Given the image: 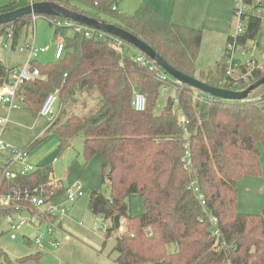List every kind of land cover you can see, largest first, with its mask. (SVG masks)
<instances>
[{
	"label": "trees",
	"instance_id": "trees-1",
	"mask_svg": "<svg viewBox=\"0 0 264 264\" xmlns=\"http://www.w3.org/2000/svg\"><path fill=\"white\" fill-rule=\"evenodd\" d=\"M17 1L20 7L29 3L11 0L0 13L15 9ZM33 2L53 3L123 29L171 67L196 78L201 31L165 20L146 3L128 15L116 11L115 0ZM33 17L1 25L0 36L9 39L14 48L22 29L33 24ZM260 22L257 17L248 19L236 44L245 47L247 40H253ZM50 25L55 37L62 38L64 52L60 59L43 66L30 59L40 77L22 88L24 107L36 116L46 95L58 91V115L49 132L56 135L59 149L68 148L81 134L85 163L99 159L110 197L92 191L88 208L111 221L106 237L115 230L114 217L123 219L124 231L115 237L114 263L264 264V207L260 214H239L236 193L241 177L261 173L264 85L241 101L201 98L188 86L161 81L154 69L135 61L139 51L118 38L99 31L86 38L83 31L74 30L66 36L70 27ZM228 55L225 48L215 69L198 80L233 90L224 75ZM9 70L0 61V85L6 82ZM263 77L264 63L262 70L253 71L249 84L234 91H244ZM168 84L176 87L175 98H168L161 113L155 115L160 91ZM136 91L146 99L141 113L131 107ZM41 141L38 138L34 145ZM49 175L52 168L45 166L24 177L4 179L3 191L15 185L29 189L46 186ZM134 196L144 206V212L136 216L130 214L128 204ZM213 218L217 237L211 235Z\"/></svg>",
	"mask_w": 264,
	"mask_h": 264
},
{
	"label": "rangeland",
	"instance_id": "rangeland-1",
	"mask_svg": "<svg viewBox=\"0 0 264 264\" xmlns=\"http://www.w3.org/2000/svg\"><path fill=\"white\" fill-rule=\"evenodd\" d=\"M9 1L11 0H0V7L7 5ZM121 1L123 0L115 1L118 7ZM233 4L234 0L229 11L227 27L223 32L199 28L202 30V41L196 64V76L215 69L216 62L224 55L227 38L235 35L236 19L232 14ZM15 7H20L18 1ZM52 19L54 18L34 16L33 24L22 29L14 48L11 47L12 43L9 39L7 40L4 35L0 36L2 63L9 67L27 65L30 59L40 66L52 62L56 45L62 43V38L54 35V27L50 25ZM72 33L73 29L68 28L66 36H71ZM31 46L36 50L45 49L46 52L30 58L27 48ZM244 48L242 52L241 46L238 45L232 56L239 65L264 63V11L261 14L257 35L253 40H247ZM164 79L175 83L167 75ZM175 89L174 85L168 84L163 91H160L154 110L155 115L161 113L168 98H175ZM198 95L201 98L206 97L203 93ZM55 107L58 110L59 100ZM6 116V111L0 107V117L5 119ZM8 119L9 121L0 132V138L19 150L31 147L30 157H36L34 164L37 167H51L53 179L58 181L64 189L75 183L80 184L84 196L77 199L74 204H67L65 194L60 191V194L52 200L53 205L66 206L69 211L61 222V229L57 227L58 223H55L53 237L59 241L58 246H51L47 238L40 246L23 243L21 236L35 238L39 234L37 229L29 225L19 227L17 239L10 240L6 226L1 225L0 232L3 234H0V264H115L117 257L114 251L115 237L124 231V223L120 220V229L112 231L109 237H106L105 232L111 227V221L106 220L103 223L102 226L105 228L103 231L99 223L100 216L92 214L88 208L92 191H99L109 198L110 188L107 181H102L99 159L93 158L85 163L82 135L74 137L70 146L61 151L56 135L50 133V130L41 138L43 141L34 145L47 125L45 118L33 115L23 106L12 111ZM259 152L260 175H245L236 185L239 214H260L264 207V150L261 146ZM128 204L131 215L136 216L144 212L140 197L130 198Z\"/></svg>",
	"mask_w": 264,
	"mask_h": 264
},
{
	"label": "built area",
	"instance_id": "built-area-1",
	"mask_svg": "<svg viewBox=\"0 0 264 264\" xmlns=\"http://www.w3.org/2000/svg\"><path fill=\"white\" fill-rule=\"evenodd\" d=\"M28 2V5L35 3L33 0H28ZM232 9L233 17L236 19V32L235 35L229 36L231 42H228L226 46L229 55L225 60L224 75L233 87V90H231L234 91L236 87L242 84H249L253 71L262 70L263 67V64L247 63L245 65H239L232 56L238 48L236 39L243 35L246 30L247 20L256 17L261 19V14L264 11V0H249V2L248 0H234ZM52 24L57 27L63 25L70 28L72 27L76 32L83 31L86 38L91 37L93 31H95L70 21H67L66 24H62L55 18L52 19ZM113 47L118 49L119 46ZM27 49L30 53V58L46 52L45 49L36 50L32 46ZM243 49L245 48L241 47L240 50L244 52ZM63 52V43L57 44L54 50V60L60 59ZM29 61L27 65L11 68L8 72L6 82L0 85V105L4 106V108L9 111L24 106V96L21 93L22 88L27 83L40 77L38 69L32 67ZM135 61L142 66H149L150 69H154L159 74V79L165 82L164 76L166 75L142 53H137ZM164 89L165 88H163L162 91ZM57 100H59V98L58 91L56 90L47 94L44 98L39 109V115L46 119L47 125L38 138H42L56 121L58 110H56L55 105ZM131 107L135 112H144L146 109L145 97L137 91L134 92ZM7 122V118L4 119L0 117V132ZM29 152V149H16L0 138V208L3 209L8 207L12 210L11 213H3L0 211V226H6L10 240L17 239V230L19 227L24 225L35 227L39 233L32 239L35 246H40L45 238L48 239V243L51 246H58L59 241L53 237L55 223H61L69 211L66 206H55L51 202L57 195L64 193L65 202L67 204H74L77 199L84 196V192L82 186L78 183L64 189V187H62L59 182L55 181L51 175L47 178L46 186L39 185L29 189L15 185L9 186L3 191L4 179L10 181L18 177H24L34 173L39 168L28 161ZM52 218L55 220L54 223L50 222ZM105 221L104 217L100 216L99 223L101 226ZM121 221L123 222V219ZM211 222V235L217 237L219 234V230L216 228L217 221L213 218ZM102 230L105 231L103 226ZM0 234L3 233L0 232ZM21 237L27 242L30 241L28 237Z\"/></svg>",
	"mask_w": 264,
	"mask_h": 264
},
{
	"label": "water",
	"instance_id": "water-1",
	"mask_svg": "<svg viewBox=\"0 0 264 264\" xmlns=\"http://www.w3.org/2000/svg\"><path fill=\"white\" fill-rule=\"evenodd\" d=\"M24 16H44L52 18H61L74 24L102 32L111 37L118 38L132 48L136 49L153 62L165 75L174 80L176 84L185 85L191 89L203 93L208 97L221 98L223 100L241 101L245 100L254 90L264 85V77L248 86L244 91H232L222 88H215L194 77L182 74L175 68L165 62L152 48L145 43L112 24L97 21L95 19L76 14L66 10L56 4L44 2L34 3L32 5L21 6L11 11L0 13V26L12 23ZM120 217L116 215L113 219L115 230L120 229Z\"/></svg>",
	"mask_w": 264,
	"mask_h": 264
},
{
	"label": "crops",
	"instance_id": "crops-1",
	"mask_svg": "<svg viewBox=\"0 0 264 264\" xmlns=\"http://www.w3.org/2000/svg\"><path fill=\"white\" fill-rule=\"evenodd\" d=\"M232 2L233 0H123L120 2L119 7L118 5H116L115 8L117 12L124 13V14L128 13V15H131L138 9L141 3H146L155 12H157L162 18L174 24L197 29V30H200L201 33H202V30L199 28H204L206 31L208 30V31H214V32L221 33L227 27L228 19H229V11L232 6ZM121 10L123 12H121ZM201 41H202V37H201ZM200 47H201V43H200ZM15 66L16 65H13L7 68L11 69V68H14ZM201 74H199V76ZM199 76L195 75L197 79L199 78ZM0 107H2L6 111L7 113L6 118H7V121H9L8 119L9 114L15 110L9 111L6 108H4V106L2 105H0ZM37 115H39V113ZM29 151L31 150L29 149ZM28 161L32 163L33 165H35L34 162H36V157L31 158L30 152H29ZM51 176L53 178V175ZM61 224L62 223L58 224L59 229H61V226H62ZM29 239L30 241L28 242L23 239L22 241L25 244L34 245L32 241L33 238H29Z\"/></svg>",
	"mask_w": 264,
	"mask_h": 264
}]
</instances>
